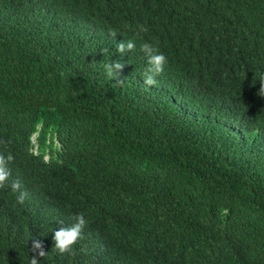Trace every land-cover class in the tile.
<instances>
[{
	"label": "trees",
	"instance_id": "obj_1",
	"mask_svg": "<svg viewBox=\"0 0 264 264\" xmlns=\"http://www.w3.org/2000/svg\"><path fill=\"white\" fill-rule=\"evenodd\" d=\"M262 77L264 0H0V264H264Z\"/></svg>",
	"mask_w": 264,
	"mask_h": 264
},
{
	"label": "clouds",
	"instance_id": "obj_2",
	"mask_svg": "<svg viewBox=\"0 0 264 264\" xmlns=\"http://www.w3.org/2000/svg\"><path fill=\"white\" fill-rule=\"evenodd\" d=\"M140 31H145L143 26H140ZM135 48L134 42L129 40L126 44L120 42L117 45V51L123 54L126 50H132ZM141 50L148 57V67L143 72L144 83L147 85H155L156 77L162 73L164 65L166 64V57L158 52V49L154 47L151 43H143L141 45ZM124 64L119 60L114 61L110 65H106L108 75H113V69L121 70L123 69ZM123 80H117L116 85L123 84ZM259 95H264V77L261 78V87L259 89ZM13 156L9 154L5 157L3 154H0V187H3L6 180L10 175V170L7 167V164L13 160ZM12 191L18 192L17 202L23 204L28 193L26 191H20L22 188L21 182L15 180L11 185ZM73 221L68 226H62L57 230H54V235L52 237L54 241V247L60 252L65 253L69 252L73 245L77 243L80 239L82 230L86 226L87 221L83 213L75 214L71 217ZM63 225V224H62ZM83 250V249H82ZM32 252L33 255L30 259V264H39V257H43L46 254L44 249L43 242L36 239L32 241Z\"/></svg>",
	"mask_w": 264,
	"mask_h": 264
},
{
	"label": "rangeland",
	"instance_id": "obj_3",
	"mask_svg": "<svg viewBox=\"0 0 264 264\" xmlns=\"http://www.w3.org/2000/svg\"><path fill=\"white\" fill-rule=\"evenodd\" d=\"M34 139H35V136H34Z\"/></svg>",
	"mask_w": 264,
	"mask_h": 264
}]
</instances>
